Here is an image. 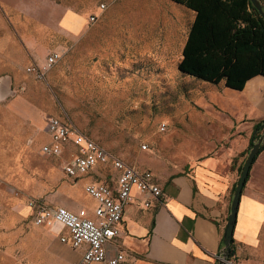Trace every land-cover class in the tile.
I'll return each mask as SVG.
<instances>
[{
    "label": "rangeland",
    "instance_id": "1",
    "mask_svg": "<svg viewBox=\"0 0 264 264\" xmlns=\"http://www.w3.org/2000/svg\"><path fill=\"white\" fill-rule=\"evenodd\" d=\"M51 3L47 10L40 0H0V264H12L13 250L19 264L58 260L39 236L29 241L28 235L39 227L29 204L52 206L46 196H63L75 186L63 170L76 149L66 145L60 156L43 153L52 143L45 132L50 116L125 162L151 169L158 181L235 137L214 95L224 82L210 84L178 69L190 20L184 6L172 0ZM62 6L88 20L82 35L57 29ZM91 15L97 17L92 23ZM53 51L62 57L44 79L30 71ZM85 181L76 196L90 204L83 200ZM53 236V249L76 263L81 251ZM28 243L34 246L25 251Z\"/></svg>",
    "mask_w": 264,
    "mask_h": 264
},
{
    "label": "crops",
    "instance_id": "2",
    "mask_svg": "<svg viewBox=\"0 0 264 264\" xmlns=\"http://www.w3.org/2000/svg\"><path fill=\"white\" fill-rule=\"evenodd\" d=\"M40 1L43 2L42 8H52L51 0ZM261 1L264 4V0ZM184 9L189 11L190 14H187L190 20L187 22V37L183 47L195 20L194 11L186 6ZM59 10L57 29L71 36L82 35L88 20L71 7L62 6ZM68 13L78 16L69 19ZM214 95L224 109L221 118L231 124V130L235 132L233 141L221 145L212 155L204 156L191 164L187 163L179 172L165 174L160 181L156 179L153 171L154 178L163 188V194L160 200L152 199L149 207L145 206L148 195L137 188L133 189L132 199L126 205L119 225V233L108 246L109 256L117 251L123 252L124 261L119 264H218L240 167L246 159L245 152L254 134V127L264 119V76L249 79L243 90L223 86V90ZM45 132L51 137L47 130V121ZM67 146L75 148L73 145ZM105 169L108 171H104ZM117 172L111 167L98 165L77 179L69 177L75 186L67 187L65 195L46 196V200L52 206L65 207L74 212L87 208L92 218H97L93 210L98 203L85 191L84 185L89 181H107L114 185ZM83 179L86 180L82 188L83 200L88 197L90 204L80 201L76 196V191L81 187L79 182ZM29 209L33 216V210L30 207ZM37 226L39 227L29 232V241L39 236L44 249L58 257L57 261L47 264H75L68 262L53 249V235L57 234V241L62 242L61 237L70 235L68 228L55 224L47 230L41 225ZM30 245L34 246L28 243L24 246L25 251L31 250ZM232 247L233 258L237 264H264V149L253 161L242 192ZM73 249L81 251L80 260L86 245ZM11 254L12 264H19L16 262L17 252L15 254L13 250Z\"/></svg>",
    "mask_w": 264,
    "mask_h": 264
},
{
    "label": "built area",
    "instance_id": "3",
    "mask_svg": "<svg viewBox=\"0 0 264 264\" xmlns=\"http://www.w3.org/2000/svg\"><path fill=\"white\" fill-rule=\"evenodd\" d=\"M101 8L106 9L104 3ZM97 19L90 16V23ZM62 57L59 51H53L45 61L32 67L41 79ZM162 129H165L163 126ZM47 130L52 143L45 144L42 148L45 154L61 155L66 145H73L76 149L64 165V173L68 177L79 178L92 171L98 165H105L117 170L116 184L107 181L86 182L85 191L94 198L96 204L93 212L97 218H92L87 208L74 212L65 207L43 205L32 201L29 207L33 210V221L36 225L57 224L68 228L70 235L61 237L62 242H70L73 248L86 245L81 259L75 264H92L104 262L105 264H119L124 261L122 251H117L113 256L108 255L109 243L119 233V225L123 220L126 205L132 199L134 188L148 195L145 206L152 204V199L160 200L163 194L162 186L156 181L153 171L140 170L135 165L124 161L119 155L108 150L104 145L58 116H50L47 121ZM143 149H148L146 145ZM220 259V255L218 256ZM227 264H237L234 258H229Z\"/></svg>",
    "mask_w": 264,
    "mask_h": 264
},
{
    "label": "trees",
    "instance_id": "4",
    "mask_svg": "<svg viewBox=\"0 0 264 264\" xmlns=\"http://www.w3.org/2000/svg\"><path fill=\"white\" fill-rule=\"evenodd\" d=\"M172 1L195 13L178 63L181 72L210 84L224 82L225 87L240 90L249 79L264 76V19L250 0ZM254 130L257 132L245 154L264 134V119ZM263 149L264 141L260 151ZM243 166L244 163L240 175ZM233 256L231 247L230 257Z\"/></svg>",
    "mask_w": 264,
    "mask_h": 264
},
{
    "label": "water",
    "instance_id": "5",
    "mask_svg": "<svg viewBox=\"0 0 264 264\" xmlns=\"http://www.w3.org/2000/svg\"><path fill=\"white\" fill-rule=\"evenodd\" d=\"M251 4L254 5L260 12L261 17L264 19V4L261 0H250ZM256 130L254 133L256 134ZM264 141V134L258 139L256 143H253L245 159L243 170L241 175H239L238 182L236 184V189L233 192L231 207L229 210L228 221L225 225L224 235L222 240V251L219 254L220 259L218 258V264H227V260L231 256V247L234 240V230L235 224H237L238 218V208L240 207V201L242 192L246 185L248 176L250 175L251 167L253 161L256 160V157L260 151L261 143Z\"/></svg>",
    "mask_w": 264,
    "mask_h": 264
}]
</instances>
